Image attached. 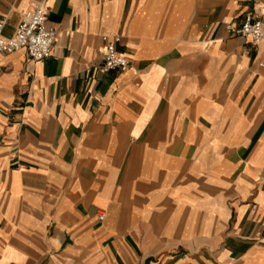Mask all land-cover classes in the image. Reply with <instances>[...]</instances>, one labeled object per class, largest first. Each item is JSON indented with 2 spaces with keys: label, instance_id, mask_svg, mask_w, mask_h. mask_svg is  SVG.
Wrapping results in <instances>:
<instances>
[{
  "label": "crops",
  "instance_id": "1",
  "mask_svg": "<svg viewBox=\"0 0 264 264\" xmlns=\"http://www.w3.org/2000/svg\"><path fill=\"white\" fill-rule=\"evenodd\" d=\"M38 3L51 56L0 55V264H264V41L227 29L264 0H0L4 34Z\"/></svg>",
  "mask_w": 264,
  "mask_h": 264
},
{
  "label": "built area",
  "instance_id": "2",
  "mask_svg": "<svg viewBox=\"0 0 264 264\" xmlns=\"http://www.w3.org/2000/svg\"><path fill=\"white\" fill-rule=\"evenodd\" d=\"M48 12L42 3L36 4L31 10L24 12L12 36L4 34L7 20L0 17V55L13 54L26 50L33 61L48 59L55 46L58 30L48 27ZM227 29L236 37L248 39L253 45L264 41V21L249 15L239 25H227ZM105 50L103 55L102 72L107 74L112 71L125 72L130 67V60L118 49L121 36H105ZM263 65V63H261ZM104 214L99 215L103 221Z\"/></svg>",
  "mask_w": 264,
  "mask_h": 264
}]
</instances>
